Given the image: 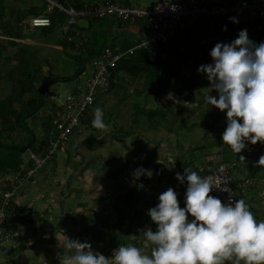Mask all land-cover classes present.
Masks as SVG:
<instances>
[{
  "label": "crops",
  "instance_id": "0c3cea01",
  "mask_svg": "<svg viewBox=\"0 0 264 264\" xmlns=\"http://www.w3.org/2000/svg\"><path fill=\"white\" fill-rule=\"evenodd\" d=\"M117 3L130 5L129 0H117ZM201 22L208 30L205 20L198 21L193 29L202 30ZM198 25L201 26L197 28ZM229 29V32L209 29L212 35L204 39L201 50L210 54L217 42L232 41L245 29L244 22L229 24ZM115 33L120 37L117 44H127L140 41L148 35V30L139 24L123 25ZM184 34L187 36L184 41L178 40L179 46L191 45L194 39L191 31ZM250 38L264 41L257 34ZM168 47L164 59L168 58ZM211 61L212 57L200 63ZM212 94L217 95L215 90ZM204 95L200 90L190 102L175 94L164 96L166 106L172 105L175 114L168 115L167 120H105L106 127L99 128L101 135L87 138L83 145L73 143L74 152L65 145L49 168L18 184L8 213L15 236L0 255V264H59L57 253L63 249L58 241L63 244L68 237L91 242L93 249L106 257L120 244L138 243L132 239L133 234L139 235L138 229L147 225L156 227L147 212L158 203L160 193L173 187L179 194L181 207L185 206L187 182L181 184L176 173L183 174L184 167H191L203 177L213 168L212 158L216 153H222L227 162L240 166L234 182L238 199L246 200L257 219H264V167L248 165L254 156L252 148L244 150L245 159L225 153L229 148L222 139L227 127L226 110L209 105ZM153 102L150 108L156 109L157 99ZM120 113L118 118H122ZM193 116L202 119L190 120ZM172 121L176 126L180 123L179 128L186 137L170 129ZM43 127L48 131L47 125ZM93 130L98 131L96 127ZM190 130L194 136L187 134ZM44 134L42 138L35 137L37 155L43 154L47 146L46 142L40 143L47 136ZM29 152L34 153L32 149ZM24 163L26 169L31 165L26 160ZM140 165L159 174L134 180L132 172ZM13 176L0 178L4 190L16 186L11 182ZM64 251L67 253L68 249Z\"/></svg>",
  "mask_w": 264,
  "mask_h": 264
},
{
  "label": "clouds",
  "instance_id": "9594fccd",
  "mask_svg": "<svg viewBox=\"0 0 264 264\" xmlns=\"http://www.w3.org/2000/svg\"><path fill=\"white\" fill-rule=\"evenodd\" d=\"M171 8L175 11L177 6ZM229 19L239 23L236 16ZM210 56L212 61L197 69L210 81L204 101L226 110L222 139L241 155L249 142L264 143V41H254L246 28L241 29L232 41L217 42ZM92 125L106 127L101 107L94 110ZM254 164L264 167V154ZM157 174L143 165L132 172L134 180ZM176 178L187 182L185 206L173 187L160 193L158 203L147 212L156 227L138 229L139 235H132L138 243L120 244L106 257L91 242L67 236L63 244L58 241L63 249L57 253L59 264H264V219H257L245 199L222 202L210 195L214 188L228 190L220 186L221 180L214 183L191 167L177 172Z\"/></svg>",
  "mask_w": 264,
  "mask_h": 264
},
{
  "label": "trees",
  "instance_id": "16d2710c",
  "mask_svg": "<svg viewBox=\"0 0 264 264\" xmlns=\"http://www.w3.org/2000/svg\"><path fill=\"white\" fill-rule=\"evenodd\" d=\"M57 2L64 8L73 7L76 11H82L85 9L86 5L92 3H117V0H57ZM28 12L29 13L25 14L24 17L27 18V16H30L32 18L46 15L51 19L52 24L50 27L40 28L42 29L40 33L41 37L53 39L59 31L62 33V30H66V33L64 32L63 34L64 38L59 40L58 45L61 46L64 51L85 49L83 54L72 56V58L79 62L76 75L84 71L91 60L99 56L105 49L126 50L137 45L135 41H127V44L123 42L117 44L118 35L115 33V29L117 30L125 24L114 18H84L89 20V26L87 28H81L76 25V22L71 23V18L57 8L49 12L45 7L40 8L31 5L28 8ZM63 14L67 15V21L64 19ZM24 17L18 16L13 23L9 22V24H5L4 14L0 12V64L5 51L8 52L9 48L16 50L13 56V60H16V65L14 66L15 71L12 78V93L5 98H0V178L6 175H16L21 172H23V175L26 172L28 168L26 169L24 167L23 156L30 149L35 153L34 149L36 145V134L32 129L26 127V119L33 117L46 106L45 100L46 97L48 98L51 84L71 79L65 76H58L56 79L49 80L45 86H41L43 78L40 77L39 74H42V68L36 66V57L33 56L36 52H30L29 49L31 45L25 43V40L28 38L31 40L35 39V36H37L35 32L37 30H31L29 25L30 31L28 34H25L21 26ZM137 24L147 29V24H144V22H138ZM88 32L91 33L90 36ZM256 34L260 35V38H263L264 30ZM70 37L73 38L71 42L68 41ZM85 38L87 41H85ZM173 39H171L169 43ZM169 43L167 45L153 44L149 49L137 50L133 56L118 63L116 67L109 71L110 87L106 91L100 93L95 104L102 93H108L111 89H119L117 96L119 97L127 87V83L124 80V77L127 76L134 85L138 86L139 84V87L134 88V92L137 91V95H135L136 98L144 95L146 96L154 86L153 97L157 99L159 104L156 109L143 108V104L141 107V102L138 100L136 101V108L140 109V111L146 110L144 113L147 112L148 120H162L166 119L168 115L175 116L172 109L173 106H166L163 97L175 94L185 102H190L193 98L190 95V90L186 89V85L189 84L190 81L188 79L185 80L183 76V62L181 59L190 55L194 56L197 60L208 61L211 57L210 54H206L200 47L191 44L188 46L187 51L182 53V58L175 64L170 59L163 58L167 52ZM65 53L69 55V52L65 51ZM37 68L41 70H37ZM198 79L200 78H194L195 81H198ZM52 120V118H49L48 122L45 123L48 130L52 128ZM18 129L29 131V133H31L30 137L28 135L27 140L23 141L21 144L4 140L6 135H12ZM248 147L252 148V155L254 154L249 160L248 165L255 166L254 162L258 161L260 156L264 154V143L257 142L253 145L249 142ZM244 150H242L241 153L243 156ZM225 153L235 155L238 159L241 158V155L233 152L230 146ZM30 167H33V165ZM258 173L259 171H257V174ZM250 174L252 173L250 172ZM251 176H256V173H253Z\"/></svg>",
  "mask_w": 264,
  "mask_h": 264
},
{
  "label": "built area",
  "instance_id": "2783aa9c",
  "mask_svg": "<svg viewBox=\"0 0 264 264\" xmlns=\"http://www.w3.org/2000/svg\"><path fill=\"white\" fill-rule=\"evenodd\" d=\"M50 4L49 11L59 9L71 18L74 23L77 18L105 19L114 18L125 25H137L138 22L147 24L148 35L142 38L136 46L129 49H105L99 56L93 58L89 64V71L85 67L80 73L83 81L75 87V91L66 96L64 102L57 105V113L52 120V128L47 134V146L43 156L30 153L35 160V167L27 169L12 177L11 182L16 186L5 190L0 201V255L5 247L15 236L10 227L9 211L12 208V199L18 190L17 186L29 180L54 158L56 153L65 147L72 135L77 130L81 119L95 104L102 91L110 87L109 71L121 61L130 58L137 50L149 49L153 44L167 45L171 39L181 31L189 30L200 20H205L210 25V31L217 30L229 32V24H235L229 17L236 16L244 22V28L250 35L264 30V0H157L154 3L131 7L120 3L97 2L86 5L82 11H76L73 7L64 8L56 0H45ZM175 4L177 9L172 10ZM160 5L161 10H157ZM52 24L46 16L32 17L29 20L31 30L47 28ZM73 41V38H68ZM85 41L87 39L85 38ZM52 99L57 96L51 94ZM213 168L203 177L212 178L215 183L221 180L220 186L227 188L223 191L214 188L210 195L219 196L222 202H228L231 197L238 200V194L234 188L237 170L240 166L236 162H227L222 153H216L213 158ZM25 169V168H24ZM248 184L249 181L247 180ZM6 189V188H5Z\"/></svg>",
  "mask_w": 264,
  "mask_h": 264
},
{
  "label": "rangeland",
  "instance_id": "374dc122",
  "mask_svg": "<svg viewBox=\"0 0 264 264\" xmlns=\"http://www.w3.org/2000/svg\"><path fill=\"white\" fill-rule=\"evenodd\" d=\"M155 0H129L131 7H141L143 4H147L150 2H153ZM57 2V0H56ZM58 3V2H57ZM38 6V7H45L49 11L50 4L47 3L45 0H0V12L4 14V22L5 24H9V22L13 23L14 20L20 16L24 17L25 14H28V8L29 6ZM50 12V11H49ZM64 19L67 21V15L63 14ZM30 16L24 17L22 22V30L25 34H28L29 29V20ZM76 25L81 28H87L89 26V20L88 19H76ZM201 25H198V27H202V30H195V29H189L186 31H181L176 38H174L170 43L168 47V59H170L175 64L178 62L179 59L182 58V53L187 51L188 46L186 44H183L179 46L178 40L180 41V38L184 41L185 37L188 33L191 31V34L193 35L194 39L192 40V44H195L196 46L201 48L202 42L205 38H207L208 35H212V33H209L210 25H207L204 22L200 23ZM3 25V24H2ZM1 25V27H2ZM204 26V27H203ZM37 36H35L34 40L26 39L25 43L31 45L30 52H36L33 54L36 58V66L42 68V74H39L40 77L43 78L42 80V87L46 85V83L49 80L56 79L58 76H65L68 78H71L68 81H62V82H55L50 85L48 98L46 97V106L40 110L36 115L33 117L26 119V127L32 129L33 132L36 134V138H42L43 134H48V131L44 130L45 123L48 122L49 118L54 119L55 113L58 110L57 105H60L61 102H64L66 99V96L70 93L75 91V87L77 84L81 81H83V78L79 75H76L77 69L79 67L78 60L72 58V56L80 55L81 53L85 52V49L81 50H65L66 52H69V55L65 53L63 48L58 45L59 40L63 39L64 32L66 33V30L59 31V33L56 34L55 38H43L41 37V31L42 29H36ZM89 36L91 35L90 32ZM40 34V35H39ZM191 36V35H190ZM250 36V34H249ZM137 37V34H136ZM120 37H118L119 40ZM230 38H232L230 36ZM187 41L189 40L186 38ZM6 40V39H5ZM186 41V42H187ZM6 43V41H5ZM136 42V44H138ZM171 45V46H170ZM184 46V47H183ZM179 48V49H178ZM9 51H5L3 53V59H1L0 64V98H5L12 93V78L14 73V66L16 65V60H13V56L16 52L15 49L9 48ZM73 54V55H72ZM183 62V68L182 71H185L183 73V76L185 77V80L188 79L190 81L189 84L186 85V89L190 90V95L194 98L198 95V92L200 90H203L206 92L208 89L207 87L210 86V81L206 78V74L200 73L197 71L198 67L201 64H206L210 62H204L200 63V60L195 59L194 56L187 55L186 58L181 59ZM87 70L89 71V65L86 66ZM37 70H41L37 68ZM40 72V71H39ZM200 74H203V77H199ZM196 75L200 78L199 81H195L194 78H196ZM188 77V78H187ZM124 80L127 83L126 89L118 96L119 89H111L108 93H105L101 95V97L97 100V103L94 104L89 112L82 117L81 122L77 128V130L72 135L70 141L66 144L67 148L72 150L74 152V144L83 145V143L87 140V138L91 136L97 137V135H101L99 133L100 129L97 128V132L93 130L92 120L94 118V110L97 107H101L104 112V119L105 120H148L147 119V112L144 113V111H140V109L136 108V101L141 102V107L143 104V108H150L151 105L154 104L153 101H156V98L151 96L153 95L154 86L152 89L147 93L145 96H140L136 98L135 95H137V91L134 92V88L139 87L137 85H134L129 77L125 76ZM186 82V81H185ZM204 88V89H203ZM198 89H200L198 91ZM51 94L57 96L56 99H52ZM151 96L150 98H148ZM149 104V105H148ZM121 112V113H120ZM123 112V113H122ZM119 113L121 114L122 118L119 117ZM149 115V114H148ZM117 116V117H116ZM202 118H198L196 116H193L190 120H201ZM162 120H167L162 119ZM168 120H174L173 118H169ZM181 120L182 118L178 119ZM179 123V124H180ZM179 124L176 126V124L173 123V121L170 124V129L174 130V133L178 135L180 133V136L186 137L182 130L179 128ZM122 126V125H121ZM177 132V133H176ZM44 134V135H45ZM187 134L193 135L194 132L190 130ZM28 135L30 137L31 133L29 131L18 129L15 133L12 135H6L4 138L7 142H15L18 144H21L23 141L27 140ZM174 136V135H173ZM46 137V138H45ZM45 140L47 139V136H45ZM44 139L40 141L46 142ZM101 150V149H100ZM99 150V151H100ZM61 151V149L56 153L54 158L44 167V169L49 168L52 165L53 160L57 156V154ZM62 156L61 154H59ZM58 155V156H59ZM88 155V154H87ZM43 156V154H41ZM24 161L31 163L30 166L33 165V167H29L27 165L28 169H32L35 167V160L30 157V152L28 151L23 156ZM62 162V160H61ZM25 164V163H24ZM43 169V170H44ZM45 169V170H46ZM42 172V171H41ZM4 192L3 184L0 185V201L2 198V193ZM53 213V212H52ZM57 214V211L55 212V216Z\"/></svg>",
  "mask_w": 264,
  "mask_h": 264
}]
</instances>
